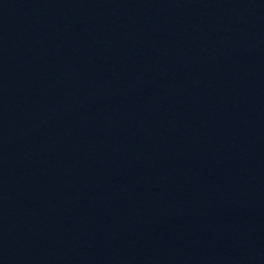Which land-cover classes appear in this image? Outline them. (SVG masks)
Here are the masks:
<instances>
[{"label": "water", "instance_id": "water-1", "mask_svg": "<svg viewBox=\"0 0 264 264\" xmlns=\"http://www.w3.org/2000/svg\"><path fill=\"white\" fill-rule=\"evenodd\" d=\"M0 264H264V0H0Z\"/></svg>", "mask_w": 264, "mask_h": 264}]
</instances>
